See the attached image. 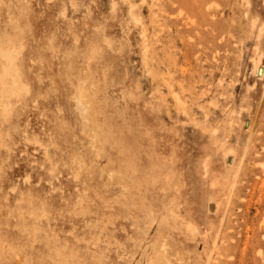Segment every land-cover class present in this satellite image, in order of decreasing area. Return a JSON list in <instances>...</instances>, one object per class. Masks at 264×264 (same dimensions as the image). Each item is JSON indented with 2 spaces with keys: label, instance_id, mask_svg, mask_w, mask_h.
<instances>
[{
  "label": "rangeland",
  "instance_id": "rangeland-1",
  "mask_svg": "<svg viewBox=\"0 0 264 264\" xmlns=\"http://www.w3.org/2000/svg\"><path fill=\"white\" fill-rule=\"evenodd\" d=\"M0 264H264V0H0Z\"/></svg>",
  "mask_w": 264,
  "mask_h": 264
},
{
  "label": "bare ground",
  "instance_id": "bare-ground-1",
  "mask_svg": "<svg viewBox=\"0 0 264 264\" xmlns=\"http://www.w3.org/2000/svg\"><path fill=\"white\" fill-rule=\"evenodd\" d=\"M13 68H14V63H12L11 65V68H10V73L13 71ZM16 77V76H15ZM84 83V82H83ZM79 88V87H78ZM80 101H84V104H82L83 102H80ZM75 102H76V106L77 108L79 109V111L82 113L84 111V108H85V111L84 113L86 114L89 110V105H88V109L87 107H85L84 105L87 104L86 102V99L85 97L83 96V92L80 90L79 93L75 96ZM87 106V105H86ZM83 107V108H82ZM87 109V110H86ZM84 114V115H85ZM83 115V114H82ZM86 119V117H84ZM88 120V119H86ZM89 121V120H88ZM88 125V124H87Z\"/></svg>",
  "mask_w": 264,
  "mask_h": 264
}]
</instances>
